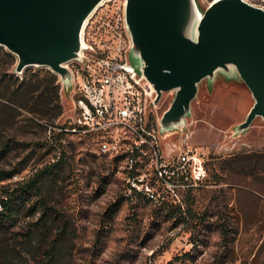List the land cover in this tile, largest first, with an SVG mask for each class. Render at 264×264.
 Segmentation results:
<instances>
[{
    "label": "rangeland",
    "instance_id": "rangeland-1",
    "mask_svg": "<svg viewBox=\"0 0 264 264\" xmlns=\"http://www.w3.org/2000/svg\"><path fill=\"white\" fill-rule=\"evenodd\" d=\"M212 1L197 0L202 9ZM246 1L264 8V0ZM129 61L133 64L130 54ZM5 66L0 60V70ZM172 98V92L162 93L156 118ZM59 101L57 118L35 124L32 114L16 107L12 123L2 130L10 146L0 158V170L19 172L0 181V195L43 168L54 171L42 172L39 191L19 200V212L3 221L0 255L12 264H39L57 238L55 264H264V174L224 165L251 153L259 163L263 160L261 117L243 133H234L254 102L243 83L219 76L210 85L202 80L183 130L160 136L164 161L171 162L183 146L201 154L206 170L198 184L171 177L170 188L166 179L155 177V162L142 158L132 174L143 189H130L126 161L98 154L91 136L72 132V104L62 89ZM59 150L62 162L52 168ZM41 203L54 210L44 219ZM36 221L41 231L30 225ZM222 221L230 227L227 242Z\"/></svg>",
    "mask_w": 264,
    "mask_h": 264
},
{
    "label": "water",
    "instance_id": "water-1",
    "mask_svg": "<svg viewBox=\"0 0 264 264\" xmlns=\"http://www.w3.org/2000/svg\"><path fill=\"white\" fill-rule=\"evenodd\" d=\"M102 0H0V47L16 57L13 72L46 68L70 95L81 30ZM133 68L156 93L173 98L159 119L166 137L183 130L202 80L243 83L253 97L239 135L256 117L264 121V8L246 0H126Z\"/></svg>",
    "mask_w": 264,
    "mask_h": 264
},
{
    "label": "built area",
    "instance_id": "built-area-1",
    "mask_svg": "<svg viewBox=\"0 0 264 264\" xmlns=\"http://www.w3.org/2000/svg\"><path fill=\"white\" fill-rule=\"evenodd\" d=\"M125 7L126 0H102L83 24L79 60L66 64L72 77L70 130L91 136L100 155L128 152L123 160L129 173L137 159L146 158L155 162V177L166 179L168 188L174 186L171 177L198 184L206 170L197 150L179 146L171 162L162 159L156 93L129 61ZM136 177L129 178V188L142 190Z\"/></svg>",
    "mask_w": 264,
    "mask_h": 264
},
{
    "label": "trees",
    "instance_id": "trees-1",
    "mask_svg": "<svg viewBox=\"0 0 264 264\" xmlns=\"http://www.w3.org/2000/svg\"><path fill=\"white\" fill-rule=\"evenodd\" d=\"M0 60L5 63V68L0 70V158L4 157L8 151L10 143L8 139L4 140L2 130L5 126L10 125L13 121L12 113L16 110V107H20L32 114V121L36 119H46L51 121L58 117L62 111V106L59 101L60 89L58 77L46 68H27L21 75H16L11 68L15 62L16 57L0 47ZM38 124V123H37ZM68 128H72L69 124ZM62 150H59L60 155L53 164L52 168H59L62 162ZM128 152L113 156V159H123ZM146 160V158H145ZM231 161V162H230ZM230 166L232 170L238 172L249 173L250 175L264 174V155L261 163L255 159V154L238 155L235 158L225 160L224 165ZM50 172L43 168L40 172L34 174L21 183L16 184L10 190H6L4 195H0V228L4 227L3 221H8L13 218L14 214L19 212L17 208L18 201L24 200V197L33 190L39 191V177L42 172ZM52 170L51 172H53ZM19 170L4 171L0 170V181L11 179ZM129 173L133 176L132 173ZM133 191H135L133 189ZM42 209V217L51 215V211H54L50 206L41 203L39 206ZM185 213V209L182 210ZM34 230H40L42 224L39 222L30 223ZM219 228L222 231L223 241L227 242L229 225L222 221L219 224ZM41 231V230H40ZM57 238L53 239L50 243L44 257L39 264H55ZM0 264H12V262L0 255ZM223 264V262H222Z\"/></svg>",
    "mask_w": 264,
    "mask_h": 264
}]
</instances>
